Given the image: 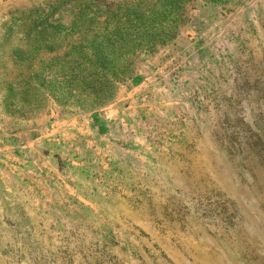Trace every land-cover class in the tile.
<instances>
[{
	"label": "rangeland",
	"instance_id": "rangeland-1",
	"mask_svg": "<svg viewBox=\"0 0 264 264\" xmlns=\"http://www.w3.org/2000/svg\"><path fill=\"white\" fill-rule=\"evenodd\" d=\"M261 39L264 0H0V264H223L200 217L256 249Z\"/></svg>",
	"mask_w": 264,
	"mask_h": 264
},
{
	"label": "crops",
	"instance_id": "crops-1",
	"mask_svg": "<svg viewBox=\"0 0 264 264\" xmlns=\"http://www.w3.org/2000/svg\"><path fill=\"white\" fill-rule=\"evenodd\" d=\"M260 43H264L263 39H261ZM245 95H250L249 93H245ZM246 104L247 102L245 101L243 104L244 109L246 110ZM254 109L253 111H259V107L252 108ZM256 109V110H255ZM252 110L249 109L247 112V120L248 117L251 116V124L253 123L252 119ZM251 127L255 128H264V124H257L254 125L252 124ZM214 155V153L212 154ZM247 158L242 162L241 166L239 164V171L238 173L236 170H234V174L237 176H244V175H249V172L251 170H259L264 173V152L260 153H246L245 154ZM218 160L217 158H215ZM239 174V175H238ZM251 181H253L251 179ZM254 186H264L263 182H254ZM256 198L261 199V195L258 194ZM238 202L242 204V206L245 209L251 210V205H250V196L245 195H238L236 197ZM263 201V200H262ZM261 201L262 206H264V203ZM253 205V204H252ZM198 227H196L197 235H198V240L201 242H204L211 247H214L217 250V259L223 264H251V261H247L246 258H249L252 260H258V259H263L264 260V241H260L258 243V247L256 249L252 248H245V247H240L236 246V242L234 240L237 239L236 233L229 227L228 221L226 219H222L221 217L217 218H204L200 217L198 219ZM235 242V243H234ZM234 257V258H233Z\"/></svg>",
	"mask_w": 264,
	"mask_h": 264
},
{
	"label": "trees",
	"instance_id": "trees-1",
	"mask_svg": "<svg viewBox=\"0 0 264 264\" xmlns=\"http://www.w3.org/2000/svg\"><path fill=\"white\" fill-rule=\"evenodd\" d=\"M252 81H253V83H257V84H255V89L251 93L247 92V93L251 94V96L246 95V97H248V99H247L248 103L247 104L249 106H251L250 109L253 112L252 119H254V120H253L252 124L261 125V124H264V96L260 93L261 82L258 80H251V82ZM261 92H263V91H261ZM256 104H257V107L260 108L259 111H253L254 109H252V108L256 107ZM250 119H251V116H249L248 120H246L247 122L245 123L246 124L245 127H247L251 131L252 139L255 142L263 141L264 140V128L261 129V128L251 127L252 124H251ZM234 154H236L239 157L240 166H241L242 162H244V160L247 158V156L245 155L246 152H242L241 150H239V151H236V153H234ZM255 154H257V153H255Z\"/></svg>",
	"mask_w": 264,
	"mask_h": 264
}]
</instances>
